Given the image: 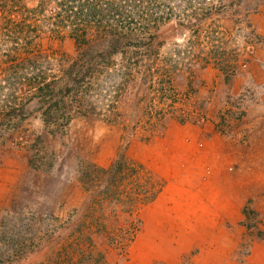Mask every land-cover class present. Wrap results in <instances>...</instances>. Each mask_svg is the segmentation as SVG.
I'll return each mask as SVG.
<instances>
[{
    "label": "rangeland",
    "instance_id": "1",
    "mask_svg": "<svg viewBox=\"0 0 264 264\" xmlns=\"http://www.w3.org/2000/svg\"><path fill=\"white\" fill-rule=\"evenodd\" d=\"M41 1L45 3H22L26 25L32 26L26 29L24 44L28 56H34L33 74L46 76L53 86L47 93L55 99L65 97L67 106L59 103L63 117L46 133L36 104L29 103L26 119L15 122L9 119L12 110L7 104L16 91H0V229L5 221L9 235L14 226L13 235L25 232L23 225L29 222L28 233L35 239L31 251L26 247L13 264H50L53 251L78 236L83 214L91 213L92 185L81 172L86 164L94 166L90 173L103 203L108 194L132 208L139 205L136 196L143 191L138 184L166 182L163 157L169 148L161 140L170 124L182 118L214 119L220 130L240 135L256 130L264 120L256 84L246 80L250 62L259 56L264 61V0L235 5H230L233 0ZM88 1L106 3V8L99 5L96 16L85 9L87 14L79 19ZM58 12L66 21L56 22ZM56 26L60 30L54 33ZM79 27L87 31L83 49L98 55L86 70L87 82L92 81L84 92L78 87L64 95L69 80L65 68H81L89 58L79 55L78 41L70 35ZM211 57L220 58L219 68H203ZM234 67L238 73L231 78ZM28 69L29 65L19 72ZM26 90L27 97L34 92L29 85ZM262 160L256 185L244 198L245 218L240 223L188 221L187 207L169 198L172 190L166 198L162 188L153 198L156 187L148 196L153 200L140 205L135 216L124 211L126 206L113 220L107 202L104 213H97L99 207L92 204V214L105 218L106 224L103 234H94L99 249L111 264H264ZM125 162L142 165L144 172L127 177ZM244 191L248 193V187ZM136 216L141 224L134 239L128 245L110 244L108 237L115 234L133 236ZM2 245L0 253L9 243Z\"/></svg>",
    "mask_w": 264,
    "mask_h": 264
},
{
    "label": "trees",
    "instance_id": "2",
    "mask_svg": "<svg viewBox=\"0 0 264 264\" xmlns=\"http://www.w3.org/2000/svg\"><path fill=\"white\" fill-rule=\"evenodd\" d=\"M29 1V0H25ZM24 0H0V91L5 90H13L16 91V97L13 99L14 101L9 102L7 104V108H9V119L14 120L16 122V119H19L20 122L22 120L26 119L27 115H24V112L29 109V103L36 104L40 110H42V114L44 115V123L46 126V133H49L51 130V126L54 122H57L58 118L63 117L60 116V114H63L62 111L63 107L59 105V103H63L64 106H67L65 97H62V99H55V94L47 93L48 91H51L53 89V86L51 85L50 81L46 78L44 75H40V73H34L32 72L33 67V58L29 57L30 54L27 50L26 45L24 44V41L27 39L28 34L27 31L30 30V27L26 25V18L23 16L25 14L24 10V4H22ZM237 2H241V0H233L230 5H235ZM45 3V2H44ZM43 1L40 0V5L44 4ZM101 3V2H100ZM94 2V1H88L87 4H83L78 12L79 19L81 16H83V12H85V9L90 14L91 12L95 11V15L98 13L97 10H99V5L101 8L104 7V4ZM226 8L230 7L229 4H225ZM23 6V8H22ZM224 5H221L223 7ZM73 7V6H72ZM106 8V7H104ZM37 13L39 12L38 9H34ZM222 10V9H221ZM57 18L56 22L58 23L60 20L66 21L65 15L63 18L60 17L61 12L56 13ZM87 14V12H85ZM102 15V14H101ZM93 16V17H94ZM55 23H52L54 25ZM28 28V30H26ZM60 28L56 26V28L52 29V32H59ZM86 27H79V28H73L70 35L74 36L76 40L78 41V49L79 55L81 57L88 56L89 58L86 59L87 65H82L81 68L74 69V67L70 64L68 67L65 68L64 72L66 71L69 76L68 82L64 85L66 86V92H64V95L71 94V91L78 89L80 87L83 91L88 87L90 82H87L86 77V70H90V68L93 65L92 58H95V55H98V52H87L86 49H83L85 46L84 44V36H86ZM27 44V43H26ZM95 43L93 44V46ZM91 47V46H90ZM216 47H219L217 45ZM92 48V47H91ZM102 54V51L101 53ZM213 57V56H212ZM207 58L205 59V65L203 68H206L212 64L214 67L220 66V58L214 57V59ZM241 61V59H240ZM242 62V61H241ZM245 62V60H244ZM243 64V62H242ZM29 65V69L26 73H20L19 70L23 67H27ZM16 68V69H15ZM222 68V67H220ZM232 69V68H231ZM154 73V71H152ZM238 73V69L236 67L233 68L231 75H229L231 78L235 77ZM28 79V80H27ZM28 85L31 87L32 90H34L33 94L29 95L30 97H27V88ZM92 86V85H91ZM90 86V87H91ZM77 87V88H76ZM62 89V88H61ZM161 90V89H160ZM84 92V91H83ZM58 112V115H55V113ZM184 118H182L183 121ZM188 120V119H185ZM181 121V120H180ZM8 126L10 123L7 124ZM16 130V128H14ZM19 131V130H18ZM17 134V132H16ZM93 164H91L92 166ZM126 172L127 177L133 178V176L138 172V175H141V171L144 172V167L142 165H139L138 167H133L129 163L128 165L126 162L123 164ZM87 164L83 166V177L86 178V180L92 185V187L88 186V189L91 191V199L90 203L88 205L89 210L91 213H84L83 218L84 220L78 224V236L73 239L66 247L62 248L59 251H53L50 259V264H111L108 262L105 254L103 251L99 249V244L97 242L96 236L94 234H103V231L106 229V224H104L102 216H94L92 213V204H94L97 208L99 207L98 211L104 213L102 210V207L106 202L107 206L110 208V213L112 215L113 220H117L119 217L118 211L120 209L124 210L126 206H129L126 208V212H129L130 215H134V211L139 208L140 205H144L147 202H151L153 199L149 198L150 192L156 187H159V191H154L153 198L164 188L163 183H159L158 181H154V183L150 184L151 181H148L146 183L138 184V186H144L143 191L141 193H138L136 198L139 200V205L134 204L131 208V204L126 205L125 207L122 206L121 202L118 200H122V198L114 197L112 195L106 194L105 197V203H103V197L102 193H99L97 191L98 188L97 185H95V178L92 177V173H90V169L93 167H86ZM86 167V169H84ZM107 170V169H104ZM137 175H135L136 177ZM82 177V178H83ZM153 177V176H152ZM155 179V178H154ZM95 185V186H94ZM97 191V192H96ZM114 197V198H113ZM143 199H140L142 198ZM156 198V197H155ZM87 207V208H88ZM92 207V208H91ZM87 211V209H86ZM109 215L106 214V217ZM28 216H25L24 218H27ZM137 217V216H136ZM24 218H20V220H25ZM32 218V217H31ZM90 218L92 220H90ZM138 219V225L133 233V236L131 238H126V234H115L111 237H108L110 244H123L128 245L132 239H134L135 234H137L140 230L139 225L141 224V219L137 217ZM136 220V219H133ZM30 221V218L28 219ZM6 224L5 221L1 222V225L4 227ZM13 226V225H12ZM28 226L29 222L25 223L23 225V228L26 229V231L20 230L21 232L12 234L13 227L10 228V235L3 227L0 229V244L3 243L2 246H5V244L9 243L8 248L3 251V253H0V264H7L8 261H12V264L14 263V260H17V258L20 256H23L25 253V248H28V251H31V246L35 244V239L33 236L28 233ZM8 234V235H7ZM31 235V237H29ZM10 238V240H7ZM102 237V236H101ZM30 240V241H29ZM12 242V243H11ZM100 250V251H99ZM82 252V253H80ZM80 253V257L76 258L75 256Z\"/></svg>",
    "mask_w": 264,
    "mask_h": 264
},
{
    "label": "crops",
    "instance_id": "3",
    "mask_svg": "<svg viewBox=\"0 0 264 264\" xmlns=\"http://www.w3.org/2000/svg\"><path fill=\"white\" fill-rule=\"evenodd\" d=\"M259 58L248 65L246 80L256 84L253 86L264 109V61ZM260 117H264V110ZM258 122L256 130L240 135L220 130L214 119L186 120L168 126L161 140L169 148L163 157L166 182L162 192L167 198V191L172 190L169 198L187 207L186 220H244V198L253 190L261 159L264 163V120Z\"/></svg>",
    "mask_w": 264,
    "mask_h": 264
}]
</instances>
